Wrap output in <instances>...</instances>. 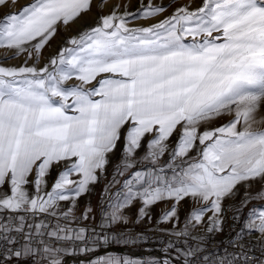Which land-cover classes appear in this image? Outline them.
I'll return each instance as SVG.
<instances>
[{
	"label": "snow or ice",
	"instance_id": "1",
	"mask_svg": "<svg viewBox=\"0 0 264 264\" xmlns=\"http://www.w3.org/2000/svg\"><path fill=\"white\" fill-rule=\"evenodd\" d=\"M91 2L31 0L3 18L0 48L39 59L61 26L91 11ZM8 3L0 0V6ZM119 7L70 37V46L44 67L0 66V188L8 186L0 192V212L11 213L7 222L0 221V264L21 256L34 264H63L66 255L146 239L113 227L132 222L125 210L137 200L136 223L151 221L149 209L156 203L173 201L156 221L172 225L159 228L168 237L165 256L151 264H264V209L250 210L243 220L239 214L253 198L249 182L264 181V127H254L264 122L255 118L264 105V0H203L195 10L181 6L137 28L128 26L130 17H155L165 5L141 0L136 12L124 5L123 13ZM100 74L110 75L91 86ZM73 78L78 83L67 85ZM224 115L232 119L209 126ZM146 137L147 151L140 159L151 167L132 171L123 189L109 196L99 226H75V202L98 182L107 155L123 138V159L114 174L123 176L137 163L135 153ZM166 153L169 161L161 165ZM60 163L65 168L45 192L52 166ZM74 173L78 179L71 178ZM242 183L245 195L233 216L241 226L217 243L214 234L224 231L222 202ZM257 197L264 199V188ZM186 198L194 206L180 227L177 206ZM68 200L72 206L58 212L59 202ZM91 212L86 208L81 219ZM209 212L205 232L194 235ZM40 215L56 222H28ZM253 232L258 247L247 240ZM87 264L147 262L109 255Z\"/></svg>",
	"mask_w": 264,
	"mask_h": 264
},
{
	"label": "rangeland",
	"instance_id": "2",
	"mask_svg": "<svg viewBox=\"0 0 264 264\" xmlns=\"http://www.w3.org/2000/svg\"><path fill=\"white\" fill-rule=\"evenodd\" d=\"M30 2L31 0H17L15 4H12L11 0H9L8 4H6L5 6H0V23L5 22L3 18L6 15L18 11L22 6L29 4ZM147 2L148 0H143L144 4H147ZM140 3H141V0H103V4H101L100 0H92L91 11H88L85 14H83L74 24H70L67 28H64L63 26H61L57 34L54 36V38H52L43 49H41V55L39 59L29 58L26 54H21L19 56H16L14 54V50H9L7 48H0V66L20 67L24 65L25 62H27V66H32L33 64H35L38 67H44L45 65L49 63L50 59L53 56L57 55V53L60 51L61 48L70 46L68 44V40L70 37L78 35L81 31L95 26L99 18L103 15H108L116 5H120L118 11L121 13L125 11L124 5L128 6L127 10L129 12H136V10L140 7ZM153 3L158 4V5L159 4L165 5L166 10L162 14H159L149 19H140V18L130 17L128 21V26L130 28L150 26L153 23H156L160 20L165 19L168 16H171L172 13L175 11V9L178 7L187 6L189 7L190 10H195L196 8L202 6L203 0H153ZM108 75L109 74H100L97 77V80L92 82L91 86H96V84H98L97 83L98 80L103 79ZM66 83L67 85H72V84L78 83V81L75 78H73L67 81ZM69 112L71 113V110H69ZM255 118L257 121H264V105H262L257 110V112L255 113ZM230 119H232V116L224 115L216 119L215 121H212L209 126L217 127V126H220L221 124L228 122ZM254 127H264V122L258 123L254 125ZM200 130L203 131L204 128L202 127ZM177 132H179V130ZM175 135H173L168 142L169 150H171V148L175 146V143L178 139V137L177 138L174 137ZM143 146L145 145L141 144L140 149H142ZM123 149H124V141L114 153L110 152L107 155L108 163L106 164L104 171L103 172L98 171L97 173L99 177L98 182L91 184L89 186V190L81 194V196L77 198L75 202V208L73 209V213H83L85 209L88 207H91L93 211L103 205H107L109 196L115 193V188L117 186L122 184L121 180L112 178L110 176L109 167H110V164L118 158V156L123 155ZM145 153L146 151H144L141 154L140 158L144 156ZM191 155L195 156L196 152L193 151ZM161 158L160 160H164V161H160V164L163 165V164H166V161L169 159V156L167 154L165 155V157H161ZM69 163H71V161H69ZM58 165L54 164L50 170V174L47 177V184L44 187L45 192L51 190L52 184L55 178L57 177L58 173L65 168V166H58ZM145 165H147L148 167H151L149 163H145V161H141V159H139V161L135 163L134 167L132 169L127 170L124 174L125 176H127V175H130L132 171L144 170ZM168 174L171 175V173H168ZM71 178L77 179L75 178L74 175ZM113 180H115L116 183L110 184V182ZM249 183H250V188H248V193L253 198L249 199L248 202L243 207H241L243 208L244 212H246L245 215H247L250 210L259 211L261 209H264V199L257 197V193L260 192L262 188H264V181L257 179L254 181H250ZM106 186H109L108 191H105ZM27 188L30 194H34L35 189L31 184H29ZM245 189H246V185L242 183L237 186L236 193L232 197L225 198L223 200L222 207L224 210L223 211L224 221L226 218L227 211H229L232 206H233V212H236L237 207L240 206L241 201L243 200L244 195H245ZM3 191H8L7 185H5L3 188H0V192H3ZM72 203L73 202L71 200L60 201L57 211L58 212L66 211L69 207L72 206ZM172 203L173 201H165V206L158 214H157L158 209L157 210L155 209L156 205L152 206L149 209V213L151 217L158 219L160 216V213L164 209L168 208ZM193 206H194V202L190 198L189 199L186 198L183 201H181L177 206L178 207V217L184 220L186 215L190 212ZM139 207H140V201L137 200L136 203H134V207L131 206L130 208L125 210V215H127L130 218H133L134 213L138 211ZM210 215H211V212L207 213L204 219ZM131 223H136V222L132 221ZM166 225H171V224H166ZM250 236L252 238L257 239V233L255 232H253ZM28 260H30V258Z\"/></svg>",
	"mask_w": 264,
	"mask_h": 264
},
{
	"label": "built area",
	"instance_id": "3",
	"mask_svg": "<svg viewBox=\"0 0 264 264\" xmlns=\"http://www.w3.org/2000/svg\"><path fill=\"white\" fill-rule=\"evenodd\" d=\"M122 159H123V155L118 156V158L114 162H112L109 167L110 176L112 178L122 181V184H120L119 186L115 188V192H117L118 190H122L123 181L130 177V175L125 176V174L123 176H114V174L118 170L117 165L120 163ZM106 207L107 205H103L93 210L87 220L81 219L82 214L84 212L83 213H73L74 216L76 217L75 226H92V225L99 226V224L101 223V209L106 208ZM19 214H22V213H19ZM10 215L11 213H9L8 211L0 212V221L7 222L8 217ZM234 215H235V212H233V206H232L230 210L227 211L226 213V218H225L224 225H223L224 231L222 233L214 234L215 242L219 243L222 241H227L230 238V236L234 234L232 231H230V229L232 228L238 229L241 226L243 218L247 217V215L245 216L240 215L242 218L241 222H236L233 220ZM93 217L95 219H93ZM39 220H44L45 222H48L51 224H54L56 222V218L49 216V215H40L35 218H29L28 222L29 223H32L34 221L39 222ZM156 221H157V218H152L151 221L145 219L141 223L128 224L126 227L123 225L113 226L114 228L117 229V231L123 230V231H131L133 233H141L146 237V239H141L134 244L132 243L127 244V245L120 244L121 246L111 247V248L115 252L129 253L134 258L135 257H149V258H153V260L158 261V262L162 261V259L165 256L163 248H164V244L167 241L168 237L164 235L163 233H161L159 231V228L168 229V228H171L172 225L160 224L159 226H157ZM61 222H63L62 217H61ZM183 222L180 223V227H183ZM206 228H207V218L204 219V225L202 227H198L193 234L194 235L203 234ZM97 231H99V227H97ZM206 239H208L209 243L213 242L212 238L206 237ZM247 240L251 242L253 246L258 247V245L256 244L257 239L252 238L251 236H248ZM68 246L70 247L71 245L69 244ZM169 255L174 261L179 259L175 257L174 254H169ZM134 258L131 257L130 259H134ZM11 261H12V264L26 263L24 261L16 259L15 257H12ZM68 262L79 264V260L74 255L65 256V264Z\"/></svg>",
	"mask_w": 264,
	"mask_h": 264
},
{
	"label": "crops",
	"instance_id": "4",
	"mask_svg": "<svg viewBox=\"0 0 264 264\" xmlns=\"http://www.w3.org/2000/svg\"><path fill=\"white\" fill-rule=\"evenodd\" d=\"M110 75V74H109ZM96 86H98V84H96ZM69 114H71L70 112H69ZM124 131H126V128L124 129ZM178 131V130H177ZM175 135V134H174ZM178 135H179V132H177L176 133V135L174 136V137H178ZM150 137H146L143 141H142V144L143 145H145V146H143V148L142 149H138V151L136 152V157H135V160L138 162L139 161V159H140V156H141V154L144 152V151H147L146 150V148H147V141H148V139H149ZM124 140L121 138L120 139V141L117 143V145H116V147H115V149L112 151V153H114L116 150H117V148L119 147V146H121V144H122V142H123ZM165 155H167V154H165ZM165 155H163L162 157H165ZM162 159V158H161ZM160 161H164V160H160ZM169 161V159L166 161V163ZM145 163H149L150 164V162H147V161H145ZM56 165H58V164H56ZM58 166H65V164L64 163H60ZM150 166H151V164H150ZM74 176H75V178H79L78 177V175L77 174H73ZM189 199V198H188ZM187 202H188V200H187ZM186 202V203H187ZM134 203H136V201H134ZM134 203H133V207H134ZM156 205V210L158 209V212H157V214L163 209V207L165 206V201L164 202H159V203H156L155 204ZM182 205V204H181ZM136 214H137V212H135L134 213V215H133V218H130V220L131 221H135L134 219H136ZM155 217V216H154ZM183 219H180V217H179V223H181V222H183L182 221ZM141 222H143V221H141ZM140 222V223H141ZM129 224H132V223H129ZM117 246H121L120 244H111V245H109V246H106V247H103V248H101V249H99L96 253H95V255L94 254H92V253H89V254H86V255H82V254H79V253H77V254H73L74 256H76L77 257V259L79 260V264H81V262L83 261V262H85V264H87V261L89 260V259H95V258H97V257H100V256H109V255H111V256H118V257H120V258H134L131 254H129V253H124V252H115L111 247H117ZM67 256V255H66ZM16 259H18V260H21V261H24V262H26V263H23V264H34V261L30 258V260H28L29 258H27V257H25V256H21V257H15ZM135 260H140V261H142V262H147V264H151V262L153 261V258H149V257H135L134 258ZM63 264H65V256L63 257ZM66 264H76V263H73V262H68V263H66Z\"/></svg>",
	"mask_w": 264,
	"mask_h": 264
},
{
	"label": "trees",
	"instance_id": "5",
	"mask_svg": "<svg viewBox=\"0 0 264 264\" xmlns=\"http://www.w3.org/2000/svg\"><path fill=\"white\" fill-rule=\"evenodd\" d=\"M235 213H236V212H235ZM245 213H246V212H244L243 208L240 207V213H239V214H240L241 216H245ZM113 244H116V243H113ZM103 247H106V246L101 245V246H100L99 248H97L96 251H95L94 253H92V254L95 255V253H96L99 249H101V248H103Z\"/></svg>",
	"mask_w": 264,
	"mask_h": 264
}]
</instances>
